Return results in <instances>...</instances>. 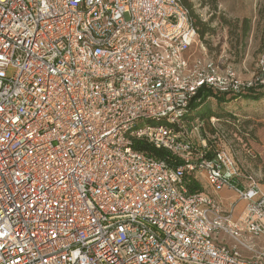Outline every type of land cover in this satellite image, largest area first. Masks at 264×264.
<instances>
[{
    "label": "built area",
    "instance_id": "1",
    "mask_svg": "<svg viewBox=\"0 0 264 264\" xmlns=\"http://www.w3.org/2000/svg\"><path fill=\"white\" fill-rule=\"evenodd\" d=\"M196 38L181 0H0V264H264V193L189 111L264 92V54L243 80Z\"/></svg>",
    "mask_w": 264,
    "mask_h": 264
},
{
    "label": "rangeland",
    "instance_id": "2",
    "mask_svg": "<svg viewBox=\"0 0 264 264\" xmlns=\"http://www.w3.org/2000/svg\"><path fill=\"white\" fill-rule=\"evenodd\" d=\"M188 3L191 18L198 29H206L203 37L197 34L194 44L186 53L189 64L212 63L221 72L231 71L240 79H250L258 57L264 54V0H189ZM244 20H248L249 31L242 38ZM7 73L10 76L12 70L9 69ZM219 104L211 102L205 109L221 115L234 112V120L229 119L233 126L219 122L216 130L209 134L217 135L218 146L230 150L236 157L240 174L251 175L264 193V160L257 156L264 155V99L255 103L238 100L222 107ZM240 180L243 181V178ZM200 181L205 184L204 179ZM206 192H210L208 187ZM225 204L227 209L221 207L224 211L234 205L235 215L243 205L236 196L229 198ZM248 243L256 252L264 251V239L255 238ZM239 250L246 258L253 255L242 247Z\"/></svg>",
    "mask_w": 264,
    "mask_h": 264
},
{
    "label": "trees",
    "instance_id": "3",
    "mask_svg": "<svg viewBox=\"0 0 264 264\" xmlns=\"http://www.w3.org/2000/svg\"><path fill=\"white\" fill-rule=\"evenodd\" d=\"M200 2H203L204 0H199ZM189 0H181V3L189 10L190 12V5H189ZM191 15V14H190ZM194 25L195 28L197 30V34L200 35V37H203L204 32H206V27L204 25H201L204 30H199L195 21ZM243 27L241 28L242 30V38L246 37L247 32L249 31V25H248V20H244L242 23ZM264 99V92L259 91V90H250L247 91L246 93L236 96V97H229L227 98L224 95H220V94H214L211 93L205 89H200L199 91H197L196 95L192 98L190 104H189V111L194 113L193 115L198 116L200 118H209V117H215L217 119L218 122L225 124V126H229L233 124L230 122V118L233 121L234 120V116L235 113L232 111H228V113H223L224 115L218 114L213 112L211 109L207 108L205 109L206 105H208L211 102H214L215 105L217 103H220L219 106H227L229 105V103H235L238 100H245V101H249V102H258ZM204 105V107H203ZM203 107V108H201ZM228 115V118L226 117ZM154 156H156L157 159H168L166 157V154L163 151H156L153 154ZM210 157V156H209ZM168 164H170V166H174L177 165L178 163L176 161H172V160H168L167 161ZM187 188H188V192L189 193H198L202 191V187L197 184L194 180L190 179L189 181H187Z\"/></svg>",
    "mask_w": 264,
    "mask_h": 264
},
{
    "label": "crops",
    "instance_id": "4",
    "mask_svg": "<svg viewBox=\"0 0 264 264\" xmlns=\"http://www.w3.org/2000/svg\"><path fill=\"white\" fill-rule=\"evenodd\" d=\"M215 104V103H214ZM203 107H204V105H203ZM203 107H201V108H203ZM191 114H194V113H192V112H190ZM257 156H259V159L261 158L262 160H264V155H261V154H258ZM196 182V181H195ZM197 184H199L201 187H202V189H204V183L203 182H201V181H197L196 182ZM214 196V198L217 200V202H218V204L223 208V209H227L225 206H226V204H225V201H227L229 198H234L235 197V195H234V193L230 190V189H227V188H225V189H223L222 191H220L219 193H216V194H214L213 195ZM243 204V203H242ZM243 206L244 205H242V207H241V205H240V210H239V212L242 210V208H243ZM238 212V213H239ZM235 215V214H234ZM236 215H238V214H236ZM235 215V216H236Z\"/></svg>",
    "mask_w": 264,
    "mask_h": 264
}]
</instances>
